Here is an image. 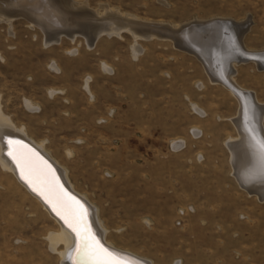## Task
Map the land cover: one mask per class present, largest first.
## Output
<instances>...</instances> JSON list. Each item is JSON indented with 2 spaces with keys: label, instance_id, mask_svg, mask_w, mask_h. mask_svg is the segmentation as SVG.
Listing matches in <instances>:
<instances>
[{
  "label": "rangeland",
  "instance_id": "1",
  "mask_svg": "<svg viewBox=\"0 0 264 264\" xmlns=\"http://www.w3.org/2000/svg\"><path fill=\"white\" fill-rule=\"evenodd\" d=\"M79 1L172 24L246 20L245 46L264 50V0ZM11 24L0 23L1 110L46 142L76 190L98 207L116 247L154 264H264V199L234 178L226 143L238 136L239 99L210 80L197 56L155 38L139 40L134 59L126 32L93 48L82 37L49 45L26 18ZM55 62L60 72L50 68ZM236 68L237 83L264 104V70L254 62ZM90 76L99 96L92 99L84 88ZM176 141L183 145L175 149ZM59 230L0 165V264H64V245L53 251L49 241Z\"/></svg>",
  "mask_w": 264,
  "mask_h": 264
},
{
  "label": "bare ground",
  "instance_id": "2",
  "mask_svg": "<svg viewBox=\"0 0 264 264\" xmlns=\"http://www.w3.org/2000/svg\"><path fill=\"white\" fill-rule=\"evenodd\" d=\"M87 4L79 0H0V23L11 24L15 18L24 17L33 27L44 33V39L48 41V43L44 41L45 44L60 43L59 40L64 37L71 41L82 37L88 42L89 48H93L102 36L123 38V33L126 32L134 38L132 45L134 59L142 53L139 40L156 38L171 41L176 48H179L182 43L188 44L190 49L194 50L192 54L197 57L202 55L201 57L210 63L211 69L204 65L210 80L219 82L239 99L237 119L233 118L238 136L226 142L231 152L232 174L241 188L251 194L256 193L260 199H264V128L262 124L264 104L254 98L255 94L252 91L243 88L235 79L237 65L247 62L240 61L238 57L240 55L238 48L241 46L245 49L241 54L258 58L251 62H254L259 70H264V50H252L244 43L245 32L249 30L248 21L218 17L209 20L196 19L185 24H172L144 20L132 13L113 9L114 7L111 8L105 3L101 4L99 9H93ZM226 37L229 40L228 38L226 40ZM223 40L226 42L225 45ZM69 53L74 54L75 51L71 50ZM101 66L108 74L113 71L112 67L105 62H102ZM50 68L56 72L60 70L57 62L52 63ZM91 81L92 78L87 77L84 88L92 99L94 95L90 89ZM56 93L54 89L49 91L50 96ZM25 104L31 110L39 109L31 100L27 99ZM1 105L0 103V165L16 177L18 183L59 225L60 230L50 233L49 241L53 251L58 250L60 243L64 245L63 250L58 251L62 262L64 264H103V260L91 257L75 259L77 235L65 224L61 216L53 211V204L45 199L48 195L45 187L47 182L53 185L58 182V191L62 189L68 198L74 197L84 205L87 209L88 227L106 249L115 253L118 258L129 262L153 264L150 260L136 256L130 251L119 249L107 238L109 230L99 216L98 207L85 194L76 190L69 179L67 169L49 152L46 142L32 138L25 126L15 125L7 114H3ZM193 109L204 115L203 110L196 105H193ZM239 126L242 130H239ZM199 133L200 131L195 130V134ZM182 145L181 141L173 143L175 149ZM9 152L12 153L11 156ZM66 155L71 158L72 150H67ZM14 156L16 159H13ZM22 157L32 161L41 174L40 179L28 175L27 172L22 176L21 167L18 166V161ZM256 180L261 182L256 183L255 187L248 186ZM243 181L247 183V186L241 183ZM41 192L45 195H41ZM61 213L67 215L63 210ZM80 227L83 228V225L81 224Z\"/></svg>",
  "mask_w": 264,
  "mask_h": 264
},
{
  "label": "snow or ice",
  "instance_id": "3",
  "mask_svg": "<svg viewBox=\"0 0 264 264\" xmlns=\"http://www.w3.org/2000/svg\"><path fill=\"white\" fill-rule=\"evenodd\" d=\"M9 143L13 142L9 141ZM9 155L11 156L12 153L9 152ZM13 159H16V157L14 156ZM18 166L21 167L22 176L27 172L28 175L40 179L41 174L27 157H22L18 161ZM45 187L48 192L45 199L48 200L50 204H53V211H55L57 215H60L65 224L77 235L78 243L75 249V259L78 260L80 258L91 257L103 260V264H136V262H129L118 258L115 253L110 252L100 244L99 240L88 227L87 209L74 197L68 198L66 194L63 193L62 189L58 191V182L56 185L47 182L45 183ZM40 194L45 195L44 192ZM61 210L67 215H62ZM81 224L83 228L80 227Z\"/></svg>",
  "mask_w": 264,
  "mask_h": 264
},
{
  "label": "water",
  "instance_id": "4",
  "mask_svg": "<svg viewBox=\"0 0 264 264\" xmlns=\"http://www.w3.org/2000/svg\"><path fill=\"white\" fill-rule=\"evenodd\" d=\"M234 22V21H233ZM227 38L228 37H226V40H227ZM228 40H229V38H228ZM223 43H224V45H225V40H223ZM240 44H241V42H240ZM179 48H181V49H183V50H186V51H188V52H194V50L193 49H190V47L188 46V44H186V43H182L181 45H180V47ZM238 49H240L239 50V59H240V61H247V62H251V61H254V60H257L258 58H256L255 56H247V55H242L241 53H243L242 51H245V49L243 48V46H241V47H239ZM202 56V55H201ZM200 55H199V59H201L200 61H202L203 62V64L205 65V66H207V68H209V69H211L210 67V63L209 62H207V60H204L202 57H201ZM205 58H207V57H205ZM208 59V58H207ZM239 130H242V128L239 126ZM258 182H261V181H252L251 182V184H249L248 186L250 187H252V186H254L255 187V184L256 183H258ZM242 184H245L246 186H247V183H245L244 181L243 182H241ZM250 190V189H249ZM254 194V193H253ZM97 238V237H96ZM98 239V238H97ZM100 242V241H99ZM100 244L101 245H103L101 242H100ZM103 247H104V245H103ZM105 248V247H104Z\"/></svg>",
  "mask_w": 264,
  "mask_h": 264
},
{
  "label": "crops",
  "instance_id": "5",
  "mask_svg": "<svg viewBox=\"0 0 264 264\" xmlns=\"http://www.w3.org/2000/svg\"><path fill=\"white\" fill-rule=\"evenodd\" d=\"M141 19H142V18H141ZM165 23H166V22H165ZM102 37H103V36H102ZM100 38H101V37H100ZM100 38H99V39H100ZM99 39H98V40H99ZM98 40L96 41V43L98 42ZM164 41H165V40H164ZM57 64H58V63H57ZM58 65H59V64H58ZM59 68H60V66H59ZM60 71H61V68H60L59 72H60ZM90 77H91V76H90ZM91 78H92V77H91ZM91 83H92V81H91ZM91 83H90V89H91V87H92V89H91V91H92V90H93V85H91ZM54 90H55V89H54ZM55 91H57V90H55ZM93 91H94V90H93ZM93 91H92V93L94 94L95 91H94V92H93ZM95 94H96V93H95ZM95 94H94V95H95ZM96 96L99 97L97 94H96ZM96 102H97V101H96ZM96 102H94L93 105H95ZM147 260H148V259H147ZM150 261H151V260H150ZM151 262H152V261H151ZM152 263H153V262H152ZM153 264H154V263H153Z\"/></svg>",
  "mask_w": 264,
  "mask_h": 264
}]
</instances>
